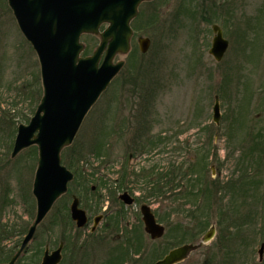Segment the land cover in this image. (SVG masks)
<instances>
[{"label": "rangeland", "instance_id": "rangeland-1", "mask_svg": "<svg viewBox=\"0 0 264 264\" xmlns=\"http://www.w3.org/2000/svg\"><path fill=\"white\" fill-rule=\"evenodd\" d=\"M216 25L230 43L219 62L209 54ZM131 29L133 53L115 57L124 61V68L61 153V163L75 175L68 192L53 204L15 264H41L47 248L54 251L61 243V264H154L179 241L197 243L212 224L214 240L179 264H204L213 256L220 264L224 240L216 212L195 241L184 235L192 224L203 223L187 218L198 180L222 182L224 239L234 253L230 264H264V253L262 261L259 255L264 243V148L246 150L251 134L262 132L264 141V0H153L141 4ZM140 37L151 41L146 53L138 46ZM82 42L89 47L81 54L85 57L100 38L84 35ZM42 97L38 56L8 1L0 0V254L9 258L37 214L32 189L38 148L31 146L15 157L12 151L19 125L30 122ZM141 125L152 146L136 150ZM244 154L255 160L245 163L246 168L239 165ZM246 170L251 175L247 181ZM126 191L135 204L119 200ZM73 196L89 216L85 228L71 219ZM143 204L166 227L163 238L151 240L146 234ZM98 215L104 219L92 232ZM123 254L129 255L128 262L120 259Z\"/></svg>", "mask_w": 264, "mask_h": 264}, {"label": "water", "instance_id": "water-1", "mask_svg": "<svg viewBox=\"0 0 264 264\" xmlns=\"http://www.w3.org/2000/svg\"><path fill=\"white\" fill-rule=\"evenodd\" d=\"M20 31L31 44L41 66L43 97L28 125L18 127L12 157L22 150L36 145L39 151L38 168L33 184L37 203L36 218L25 236L22 246L7 264H15L33 240L37 227L45 219L53 204L68 191L73 180L72 172L61 161L62 151L69 147L85 117L112 80L124 66V61L113 63L119 54L130 51L133 35L130 23L138 14V7L151 0H7ZM109 26L100 32L103 25ZM213 40L210 54L217 61L223 58L228 42L221 30ZM95 35L100 45L92 56L82 58V35ZM139 47L146 53L150 40L140 38ZM103 62L99 65L101 58ZM214 120H220L219 98L216 97ZM126 204L133 200L127 193L120 196ZM145 231L153 238H161L165 228L158 225L155 216L146 205L141 207ZM71 216L77 227L87 223L86 212L79 208L74 197ZM100 217L95 220L96 228ZM215 236V227L197 244H187L172 250L156 264H178L192 252L208 244ZM264 245L259 250L263 257ZM61 248L51 255L48 251L41 264H59Z\"/></svg>", "mask_w": 264, "mask_h": 264}, {"label": "trees", "instance_id": "trees-1", "mask_svg": "<svg viewBox=\"0 0 264 264\" xmlns=\"http://www.w3.org/2000/svg\"><path fill=\"white\" fill-rule=\"evenodd\" d=\"M262 134H263L262 132L261 133L259 132L254 137H253V134H251L252 135V145L250 147H246L247 153L252 151L253 149H255L254 150V152H255L257 149H263L264 148V147H262V145H264ZM254 162H255V160H254L252 155L244 154V155H241L239 158V165L242 168H246L244 166L245 163L251 164ZM190 169H191V171L196 172V170L193 167ZM246 172H247V170H246ZM246 172H244L243 177L247 181L251 178V175L249 174V172H247V173ZM246 181L242 180L243 184ZM220 182H219V180L218 181H211V182H207V180L206 181H204V180H198L197 181L196 187H198V188H197V190H195L196 189V187H195L191 193V196L193 197V208L187 212V216H189L187 218H190L192 223L196 222V221L197 222L198 221L203 222V223L201 224V226L198 225V223H196L197 225H193L191 223L192 224L191 227L188 228L190 230L186 231V233L184 235H187L188 238H191L192 241H195L199 237L198 230H199V234H202L204 232V229L207 228V226L210 224L211 214L213 212L214 213L216 212V214H218L221 217V220H219L218 225L220 228L219 229L220 238L223 237L222 240H224V241H222L223 245H219L220 250H219L218 254H219V257L221 259L220 264H230L231 259L234 258V253L229 249L230 245H229V243L226 244L225 239H224L225 227L223 226V217H225L224 207L226 204H225V197L220 196L222 193ZM239 182H241V179L239 180ZM204 186H205V188H204ZM176 188H177V185H176ZM223 188L227 189L228 187H225V184H224ZM187 196H189V194H187ZM232 197L236 198L234 195ZM161 220H163V219L161 218ZM134 240L137 243V239L135 238ZM184 240H185V237L183 238V241ZM227 240H229V239L227 238ZM227 240H226V242H228ZM173 241H175V239H173ZM178 243L179 244H176V245H181L182 241H179ZM127 254H123L122 256L120 255V259H121V257H125V258H123L124 262H126L127 260L129 261L130 260L129 255H127ZM10 259H11V255L9 258V257H7V254H5V252H2L0 254V263L7 262ZM131 260H133V259H131ZM215 263H216V256H213L212 259L206 260L204 264H215Z\"/></svg>", "mask_w": 264, "mask_h": 264}, {"label": "flooded vegetation", "instance_id": "flooded-vegetation-1", "mask_svg": "<svg viewBox=\"0 0 264 264\" xmlns=\"http://www.w3.org/2000/svg\"><path fill=\"white\" fill-rule=\"evenodd\" d=\"M125 193H128L127 191L125 192ZM129 194V193H128ZM130 195V194H129ZM131 196V195H130ZM132 197V196H131ZM120 200V199H119ZM123 202V201H122ZM124 203V202H123ZM136 203V199L135 198H133V202H132V204H130V205H133V204H135ZM124 205H126L125 203H124ZM129 206V205H128ZM88 216V215H87ZM98 216H102V215H98ZM98 216H96L95 218H97ZM95 218L93 219V224H94V220H95ZM88 219H89V216H88ZM104 219V215L102 216V218L100 219V222L102 221ZM89 222H90V219H89ZM89 224V223H88ZM61 244H63V249H64V247H65V244L64 243H61ZM60 244V245H61ZM63 259H65V258H63Z\"/></svg>", "mask_w": 264, "mask_h": 264}]
</instances>
